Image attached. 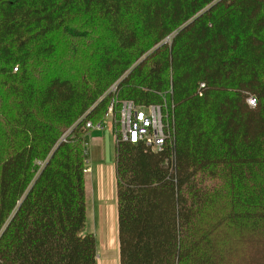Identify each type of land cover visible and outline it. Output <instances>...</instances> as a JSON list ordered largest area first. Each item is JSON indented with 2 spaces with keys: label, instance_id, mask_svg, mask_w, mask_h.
I'll return each instance as SVG.
<instances>
[{
  "label": "trees",
  "instance_id": "trees-1",
  "mask_svg": "<svg viewBox=\"0 0 264 264\" xmlns=\"http://www.w3.org/2000/svg\"><path fill=\"white\" fill-rule=\"evenodd\" d=\"M113 97L174 143L114 141L119 264H264V0H0V264H95L84 125Z\"/></svg>",
  "mask_w": 264,
  "mask_h": 264
},
{
  "label": "rangeland",
  "instance_id": "rangeland-1",
  "mask_svg": "<svg viewBox=\"0 0 264 264\" xmlns=\"http://www.w3.org/2000/svg\"><path fill=\"white\" fill-rule=\"evenodd\" d=\"M113 137L102 145L91 147L85 162L86 220L84 231L92 233L96 242L95 264H119L115 202V166Z\"/></svg>",
  "mask_w": 264,
  "mask_h": 264
},
{
  "label": "built area",
  "instance_id": "built-area-1",
  "mask_svg": "<svg viewBox=\"0 0 264 264\" xmlns=\"http://www.w3.org/2000/svg\"><path fill=\"white\" fill-rule=\"evenodd\" d=\"M115 84L110 90L114 91ZM252 101L250 100V103ZM165 104L137 105L132 100H117L113 97L100 121H87L84 127L100 131L106 126L111 130L115 143L127 142L140 145L153 152L173 146L172 121ZM64 140V137L61 138ZM84 154L87 156L85 148ZM89 169H85L87 172Z\"/></svg>",
  "mask_w": 264,
  "mask_h": 264
},
{
  "label": "crops",
  "instance_id": "crops-1",
  "mask_svg": "<svg viewBox=\"0 0 264 264\" xmlns=\"http://www.w3.org/2000/svg\"><path fill=\"white\" fill-rule=\"evenodd\" d=\"M109 135L113 137L110 128L106 126L100 131H90L86 136V142L90 145V149H91V147L96 144L102 145L105 138H107ZM112 139L114 143V137ZM87 153L89 154L88 150H87ZM86 169H89V168H86Z\"/></svg>",
  "mask_w": 264,
  "mask_h": 264
}]
</instances>
